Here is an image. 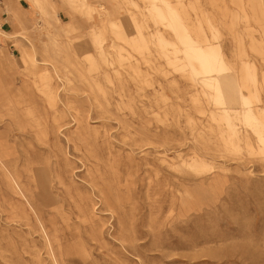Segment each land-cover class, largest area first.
Returning <instances> with one entry per match:
<instances>
[{"label":"rangeland","instance_id":"obj_1","mask_svg":"<svg viewBox=\"0 0 264 264\" xmlns=\"http://www.w3.org/2000/svg\"><path fill=\"white\" fill-rule=\"evenodd\" d=\"M181 1L193 19L196 12L191 5L216 20L221 33L217 42L235 70H241L242 62L247 61L263 79L264 0ZM85 3L95 10L91 20L79 1L51 0L49 11L42 13L36 7L31 9V0H0V30L14 37H0V125L1 131L11 137L12 151L22 165L32 161L35 166H54L58 147L52 153L31 127L20 129L14 123L9 90L22 85L18 77L25 69L21 50H30V43L36 45V59L46 60L48 65L43 67L50 71L55 67L62 79V101L87 112L92 104L87 99L88 86L97 75L95 70L90 72L87 56L96 58L99 68L105 66L91 40L92 27L98 29L103 20L109 19L125 24L133 17L147 21L143 29L147 37L156 31L148 17L147 0ZM16 7L37 13L35 24L26 23L21 28L14 23L10 12ZM104 10L114 11L115 15L105 18L97 14L107 12ZM38 20L41 27L36 25ZM70 26L72 29L65 32ZM105 27L103 46L114 57L115 67L134 65L141 73L135 77L127 68L128 92L123 105L118 108V95L110 93V113L103 119L94 116L91 121L112 137L115 146L113 171H108V166L103 169L108 183L120 189L127 234L120 238L117 218L101 207L97 194L86 188V171L80 160L87 161V152L71 151L62 136V148L75 161L76 186L98 203L96 213L105 223L103 234L94 240L84 228L74 225L78 219L70 198L50 211L42 210L39 199L30 205L13 194L1 196L0 264H264V147L256 148L243 160L235 151L227 150L222 136L227 127L212 118L220 111L207 96L205 86L193 83L170 66L156 45L151 44L150 50L141 54L119 40L108 23ZM123 29L127 39L137 38L130 22ZM165 35L173 39L170 33ZM120 46L128 58L124 66L115 53ZM113 81L117 83L115 77ZM102 83L108 86L106 81ZM261 99L264 108V84ZM21 118L26 122L24 115ZM70 120L65 119L66 123ZM9 124H14L11 130L6 128ZM147 128L150 134L156 128L157 145L143 146L144 141L134 138V133ZM195 154L203 156L209 165L205 172L182 166ZM51 190L56 197L53 184ZM21 204L31 215L30 223L13 217V207ZM33 208L42 211V219L36 218ZM64 217L69 219L70 227ZM54 220L63 245L53 256L47 238L53 232Z\"/></svg>","mask_w":264,"mask_h":264},{"label":"bare ground","instance_id":"obj_2","mask_svg":"<svg viewBox=\"0 0 264 264\" xmlns=\"http://www.w3.org/2000/svg\"><path fill=\"white\" fill-rule=\"evenodd\" d=\"M31 1L33 2L31 9L34 10L36 7L42 13L48 12L52 6L51 0ZM69 1L72 3L79 1L84 13L90 20L92 19L95 10L85 3V0ZM147 3L149 4L148 17L156 26V31L150 38L143 33L147 21L133 17L125 24L122 20L109 19L108 21L103 20L98 29L92 27L91 40L97 47L100 60L105 66L102 69L99 68L96 58L91 55L87 56V60L91 63L90 72L97 71V75L92 77V83L88 86L90 93L87 99L92 104L87 112L80 108L75 109L71 103L62 101V86L60 85L62 79L55 67L52 66L51 71L43 67L48 65L46 60L36 59V45L30 43V50H21V59L25 69L17 75L22 85L13 86L9 90L10 103L15 109L14 123L20 129H24V126L31 127L36 137L48 146L52 153L57 150L58 153L55 156L54 166H35L32 161L22 165L20 158L12 151L11 137L8 133L1 131L0 125V201L1 196L6 197V195H15L30 205L31 201L39 199L42 210L51 211L55 204L65 202L67 198H70L74 203L73 211H76L75 215L78 219L74 225L77 228H84L94 240L100 238L105 223L96 213L98 203L90 197H85L80 187L76 186L77 183L74 180L76 168L73 167L75 161L61 146L63 136L71 151L81 153L85 150L87 152L84 156L87 161L80 160L86 171L83 177L86 188L97 194L101 207L117 218L120 238L122 239L127 234L120 189L108 183L107 171L103 169L108 166V171H113L116 163L113 150L115 146H113L112 137L107 132L102 133L99 127L92 125L91 121L94 116L103 119L110 113V107L113 106V98H109L110 93L118 95V108L120 104L123 105L128 92L126 70L129 69L135 77H139L141 73L139 67L134 65H128V69L115 67L114 57L103 46L106 23L117 31L116 35L119 40L127 42L141 54L143 51H149L151 44L156 45L160 56L165 58L170 66L193 83L200 82L205 86L207 96L220 111L218 114H212V118L227 127V130L222 132L227 150L235 151L241 160L246 159L249 154H254L256 148L262 150L261 148L264 147V108L262 107L261 90L264 77L260 80L256 67L247 61L242 62L241 70H235L234 65L224 54L222 46L217 42L221 33L216 20L209 14L191 5L196 12V18L193 19L181 0H176L175 4L173 0H147ZM13 10L10 12L11 20L19 27L24 28L26 23L35 24L37 13L24 11L20 7L13 8ZM97 14H103L105 18H109L113 17L115 12L99 13L98 11ZM129 22L137 30V38L127 39L125 32L123 33V26ZM40 23L39 20L36 21V25L41 27ZM159 27L170 33L173 39H168ZM71 29L70 26L64 31L68 32ZM0 37L14 38L11 34L1 30ZM115 53L118 62L124 66L128 58L124 55L123 48L121 46L116 48ZM261 53L263 54L262 50ZM113 77L117 80L116 84H114ZM102 80L106 81L108 86H105ZM1 84L0 80V87ZM90 95H93L92 98ZM22 115L26 118V122L21 118ZM66 118L71 119L69 123H66ZM234 119L236 123L233 122ZM120 124L125 128L124 122L120 121ZM11 125L14 126V124H9L6 128L11 130ZM68 126L73 128L70 130ZM155 129L153 128L152 134L148 128L146 131H138L133 134L134 138L138 136L139 142L144 141L143 146L157 145L158 135ZM55 146L59 149L54 150ZM182 166L197 173L205 172L209 168L204 157L197 154L190 161L182 162ZM53 173L55 174L54 179L51 177ZM52 184L58 194L56 197L51 190ZM0 206L2 207L1 203ZM33 211L36 218L42 219L40 209L33 208ZM13 214V217L19 221L31 222V215L23 204L19 208L13 207ZM64 220L70 227L69 219L64 217ZM51 224L53 232L47 241L50 255L54 256L55 251L63 245V241L57 234L59 229L55 220ZM41 225L46 233L45 225L42 222Z\"/></svg>","mask_w":264,"mask_h":264}]
</instances>
